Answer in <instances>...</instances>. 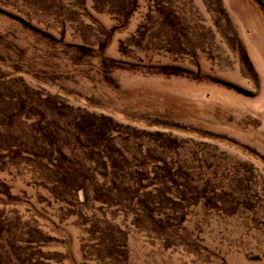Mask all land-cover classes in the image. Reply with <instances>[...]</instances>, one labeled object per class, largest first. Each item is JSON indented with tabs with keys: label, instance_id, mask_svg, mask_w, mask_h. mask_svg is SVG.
<instances>
[{
	"label": "rangeland",
	"instance_id": "obj_1",
	"mask_svg": "<svg viewBox=\"0 0 264 264\" xmlns=\"http://www.w3.org/2000/svg\"><path fill=\"white\" fill-rule=\"evenodd\" d=\"M0 264H264V0H0Z\"/></svg>",
	"mask_w": 264,
	"mask_h": 264
}]
</instances>
